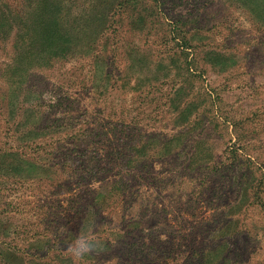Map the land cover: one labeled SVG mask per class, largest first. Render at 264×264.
Listing matches in <instances>:
<instances>
[{
    "label": "rangeland",
    "instance_id": "rangeland-1",
    "mask_svg": "<svg viewBox=\"0 0 264 264\" xmlns=\"http://www.w3.org/2000/svg\"><path fill=\"white\" fill-rule=\"evenodd\" d=\"M0 264H264V0H0Z\"/></svg>",
    "mask_w": 264,
    "mask_h": 264
},
{
    "label": "clouds",
    "instance_id": "clouds-1",
    "mask_svg": "<svg viewBox=\"0 0 264 264\" xmlns=\"http://www.w3.org/2000/svg\"><path fill=\"white\" fill-rule=\"evenodd\" d=\"M97 248L95 241L91 240L87 235L78 236L71 249V253L74 257L80 258Z\"/></svg>",
    "mask_w": 264,
    "mask_h": 264
}]
</instances>
